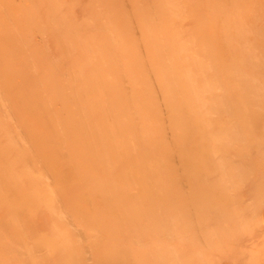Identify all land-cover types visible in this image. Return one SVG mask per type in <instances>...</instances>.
Here are the masks:
<instances>
[{"label":"bare ground","instance_id":"6f19581e","mask_svg":"<svg viewBox=\"0 0 264 264\" xmlns=\"http://www.w3.org/2000/svg\"><path fill=\"white\" fill-rule=\"evenodd\" d=\"M258 4L0 0V264H264Z\"/></svg>","mask_w":264,"mask_h":264},{"label":"rangeland","instance_id":"374dc122","mask_svg":"<svg viewBox=\"0 0 264 264\" xmlns=\"http://www.w3.org/2000/svg\"><path fill=\"white\" fill-rule=\"evenodd\" d=\"M258 1V2H257ZM257 1H255L254 0V4H258L259 2H260V4H258V5H264L263 3H264V1L263 0H261L262 1V3H261V1L260 0H257ZM261 22H263V21H261ZM264 23V22H263ZM263 23H261V24H259L260 25V27L262 28V27H264V25H262ZM257 27H258V25H257ZM50 45H52V43H50ZM37 225H38V227H41L42 226V228H43V222L41 223V222H39V223H37ZM245 240H246V238H244V239H242V244H244L245 243Z\"/></svg>","mask_w":264,"mask_h":264}]
</instances>
